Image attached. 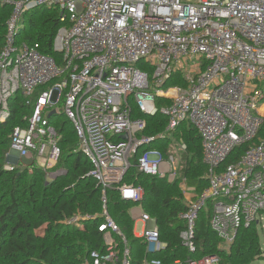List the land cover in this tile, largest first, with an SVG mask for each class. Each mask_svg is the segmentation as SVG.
Returning a JSON list of instances; mask_svg holds the SVG:
<instances>
[{
  "label": "built area",
  "instance_id": "2783aa9c",
  "mask_svg": "<svg viewBox=\"0 0 264 264\" xmlns=\"http://www.w3.org/2000/svg\"><path fill=\"white\" fill-rule=\"evenodd\" d=\"M6 3L14 10L0 53V118L19 93L31 112L13 127L11 151L30 158L49 179L64 173L55 169L62 154L59 117L73 126L89 176L101 189L104 249L91 251L85 264H133L129 240L106 209L107 190L132 203V235L143 245L138 264H162L156 254L167 242L140 205L144 189L124 179L134 167L175 181L186 149L183 126L200 135L207 186L195 193L185 177L179 179L181 245L195 251L201 212L221 250L242 227L262 226L264 0H0ZM36 7L60 13L56 56L13 35L17 15ZM171 79L176 83L168 84ZM157 113L167 120L163 131L143 134L144 116ZM166 137V154L150 147ZM220 262L214 253L170 264Z\"/></svg>",
  "mask_w": 264,
  "mask_h": 264
},
{
  "label": "trees",
  "instance_id": "16d2710c",
  "mask_svg": "<svg viewBox=\"0 0 264 264\" xmlns=\"http://www.w3.org/2000/svg\"><path fill=\"white\" fill-rule=\"evenodd\" d=\"M42 8L49 13L35 19L34 11ZM10 12L9 4H0V53L6 43ZM59 16L53 9H30L19 18L13 32L18 33L17 37L23 34L22 39L27 43H38L43 53L56 56L53 44L61 25ZM25 23L27 32H24ZM174 83L172 79L168 82ZM157 101L159 105L162 100ZM8 106V114L0 118V264H85L91 251L104 249L102 233L98 230L102 222L101 189L89 176L91 167L78 150L73 126L65 120L58 128L62 154L55 169L62 168L61 175L49 179L45 170L33 161L29 163L30 172L8 168L5 160L12 129L22 124L31 112L19 93L10 98ZM134 115L143 116L137 111ZM144 118L147 126L143 134L149 136L162 132L167 121L159 113ZM183 130L181 138L186 149L175 181L139 173L134 167L124 179L143 187L140 205L156 219L160 238L167 242L165 251L156 257L162 264H170L176 259L217 253L220 264H251L260 253L255 225L239 229L230 248L221 250L220 239L211 230L208 217L201 212L195 227V251L189 252L181 245L179 232L184 224L178 214L184 211L185 203L179 179L185 177L186 184L195 193L207 186L200 135L189 125L183 126ZM169 143L166 137L150 147L166 154ZM106 198L108 214L129 240L132 262L138 264L143 257V245L132 235L133 223L128 213L132 203L122 200L114 190H107ZM74 215L78 216V222L70 221Z\"/></svg>",
  "mask_w": 264,
  "mask_h": 264
},
{
  "label": "rangeland",
  "instance_id": "374dc122",
  "mask_svg": "<svg viewBox=\"0 0 264 264\" xmlns=\"http://www.w3.org/2000/svg\"><path fill=\"white\" fill-rule=\"evenodd\" d=\"M6 4H9V3H6ZM9 6H11V11L13 12L14 10V5L12 4H9ZM47 9V8H46ZM49 10V9H47ZM27 10L21 12L19 15H17L15 21L13 22V27H16V23L19 21V18H21V16L23 14H25ZM12 12H10L9 15L12 14ZM49 12H46L43 8L41 10H35L34 11V15H35V19H38L40 17H42L41 15H45ZM10 17V16H9ZM25 28H24V32H27V24L25 23ZM17 34L16 32H13V35H15V37H17ZM23 34L18 36L17 37V41L18 42H22L23 41ZM148 73L150 72L149 70H147ZM59 120L60 121H65V117L63 115H61L59 117ZM32 160L30 158H23V157H18L16 154H14L12 151H11V148H10V145H9V152L8 154L6 155V160H5V163H6V167L8 168H14V169H18V170H27L28 172H30L32 170V168L29 166V163L31 162ZM36 165V164H35ZM37 166V165H36ZM58 175H61V174H57ZM54 178L51 177V179ZM140 222H137L135 224V230L136 231H139L140 229ZM257 230H258V248H259V255L255 256V261H253L251 264H264V221L262 223V226L259 224L258 227H257Z\"/></svg>",
  "mask_w": 264,
  "mask_h": 264
}]
</instances>
